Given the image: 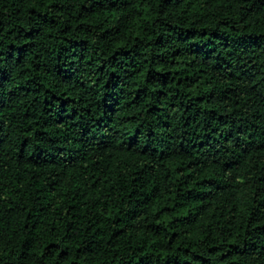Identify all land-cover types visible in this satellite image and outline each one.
Segmentation results:
<instances>
[{"label": "trees", "instance_id": "obj_1", "mask_svg": "<svg viewBox=\"0 0 264 264\" xmlns=\"http://www.w3.org/2000/svg\"><path fill=\"white\" fill-rule=\"evenodd\" d=\"M0 264H264V0H0Z\"/></svg>", "mask_w": 264, "mask_h": 264}]
</instances>
